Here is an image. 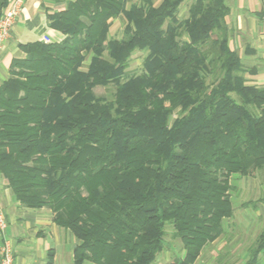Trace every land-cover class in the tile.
Listing matches in <instances>:
<instances>
[{
    "label": "trees",
    "instance_id": "trees-1",
    "mask_svg": "<svg viewBox=\"0 0 264 264\" xmlns=\"http://www.w3.org/2000/svg\"><path fill=\"white\" fill-rule=\"evenodd\" d=\"M184 2L74 0L48 15L65 38L19 44L0 82V177L71 232L75 264H154L167 226L183 250L169 264H195L228 236L233 180L264 169V88L230 47L226 0L179 19ZM262 250L264 230L244 264Z\"/></svg>",
    "mask_w": 264,
    "mask_h": 264
},
{
    "label": "crops",
    "instance_id": "crops-1",
    "mask_svg": "<svg viewBox=\"0 0 264 264\" xmlns=\"http://www.w3.org/2000/svg\"><path fill=\"white\" fill-rule=\"evenodd\" d=\"M12 1L0 0V16L9 9ZM73 1L23 0L20 14L0 53V82L9 77L12 59L23 56L18 48L19 44L42 42L44 37L58 43L65 38L50 27L48 15L64 10ZM140 1H129L127 6L138 4ZM161 1L152 0L155 7ZM226 3L229 7L226 24L233 32L231 46L239 50L238 54L245 69L248 72L254 70L251 77H248L251 83L264 88V0H226ZM124 24L122 17L117 18L110 28L111 33L114 32L113 35L117 34L116 37L119 38ZM233 185L237 194L232 196V199L239 197L241 200L239 204L248 203L250 207L247 205L234 208L233 217L226 223L230 229L237 226L249 230L257 220H264V171L258 172L255 176L237 178L233 180ZM0 209L6 220L5 237L12 245L14 264H75L74 249L78 241L71 232L54 223L53 214L49 209H29L22 206L13 198L6 181L1 177ZM262 230L264 223L260 233ZM1 243L0 239V245ZM241 245L239 240L227 243L225 239H221L215 248L218 250L231 248L235 251ZM257 246L258 240L254 247ZM245 255L249 256L250 260V250L244 252L241 259ZM262 255L264 250L257 254L254 264L258 263ZM214 259V254L206 251L197 261L201 262L200 264H211Z\"/></svg>",
    "mask_w": 264,
    "mask_h": 264
},
{
    "label": "rangeland",
    "instance_id": "rangeland-1",
    "mask_svg": "<svg viewBox=\"0 0 264 264\" xmlns=\"http://www.w3.org/2000/svg\"><path fill=\"white\" fill-rule=\"evenodd\" d=\"M129 1L137 2L138 0H129ZM187 1L188 0H186L179 9V13H178L179 19H183L187 17V9H188L189 4L191 3ZM112 29H114V27H112ZM113 34L114 32H112V35ZM116 36L117 34H115V37ZM230 47L232 49H235L239 53V50L236 49L235 47H232L231 43H230ZM142 57L143 55L140 52H135L133 54L129 68L127 70L129 74L139 72V69L142 63ZM245 76L247 77V75ZM93 93L96 97H101L107 100H112L113 93H114V87L112 85L108 87L97 86L94 88ZM174 118H175L174 116L171 118L170 123L173 122ZM262 171H264V169ZM234 195H235V190L232 192V196ZM232 203H233L234 208L236 207L239 208L240 206H242V204H239L241 203V200L239 197L233 199ZM248 207L250 206L248 205ZM263 223H264V220H257L254 226L251 227L249 230L240 229L237 226L233 229H230L227 227L226 231H227L228 236H226L225 238L222 237L221 239H225L226 241L228 240L227 243L233 242L235 240H239L242 245L239 246V248H237L235 251L231 248H221L218 250L215 248L216 244L221 240V239H218L212 244L207 245L205 249L202 250L201 254L206 251L213 253L215 256V259L212 261L211 264H237V263L243 264L246 262V260L249 259V256L247 257V255H245L243 259H241L242 255L247 250H251L252 248H254L255 243L258 240V236L260 234ZM182 255H183V250H182L180 240L175 237L172 227L167 226L165 236H164L163 248L157 255L154 264H169L175 259L180 258ZM200 263L201 262L197 261L195 264H200ZM257 264H264V255H262V257H259Z\"/></svg>",
    "mask_w": 264,
    "mask_h": 264
},
{
    "label": "built area",
    "instance_id": "built-area-1",
    "mask_svg": "<svg viewBox=\"0 0 264 264\" xmlns=\"http://www.w3.org/2000/svg\"><path fill=\"white\" fill-rule=\"evenodd\" d=\"M22 3L23 0H13L9 9L0 16V53L10 36V32L13 29L17 17L20 14ZM42 42L51 43V40L48 37H44ZM6 227L7 224L5 217L0 209V239L2 240L0 245V264H14L15 257L12 245L5 237Z\"/></svg>",
    "mask_w": 264,
    "mask_h": 264
}]
</instances>
